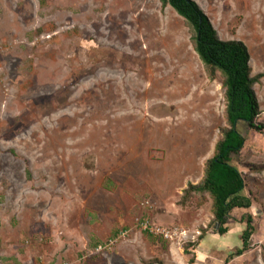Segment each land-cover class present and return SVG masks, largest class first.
<instances>
[{
  "label": "rangeland",
  "instance_id": "374dc122",
  "mask_svg": "<svg viewBox=\"0 0 264 264\" xmlns=\"http://www.w3.org/2000/svg\"><path fill=\"white\" fill-rule=\"evenodd\" d=\"M193 1L247 46L264 125V0ZM192 37L161 0H0V264H264V131L238 123L252 207L225 235L185 198L228 128Z\"/></svg>",
  "mask_w": 264,
  "mask_h": 264
},
{
  "label": "trees",
  "instance_id": "16d2710c",
  "mask_svg": "<svg viewBox=\"0 0 264 264\" xmlns=\"http://www.w3.org/2000/svg\"><path fill=\"white\" fill-rule=\"evenodd\" d=\"M163 8L171 7L186 21L192 32L194 49L199 55L209 77L214 80L217 72L224 78L223 88L227 101L226 118L228 128L216 148V153L207 163L201 185H190L185 198L193 193H207L213 200V212L218 233L228 232L226 225L236 209H250L252 201L242 193L245 180L232 165L245 147L246 138L238 130L240 122L251 129L264 131L257 123L262 112L254 87L261 80L252 75L251 57L247 46L241 41H222L208 17L193 0H161ZM253 235L252 218L243 234V247L235 253L242 255L248 248Z\"/></svg>",
  "mask_w": 264,
  "mask_h": 264
},
{
  "label": "built area",
  "instance_id": "2783aa9c",
  "mask_svg": "<svg viewBox=\"0 0 264 264\" xmlns=\"http://www.w3.org/2000/svg\"><path fill=\"white\" fill-rule=\"evenodd\" d=\"M143 230L146 232H149L151 234L159 235L163 234L165 238H171L170 234H167L166 232H163L160 228L155 226L154 224H151L150 222L146 221L142 224Z\"/></svg>",
  "mask_w": 264,
  "mask_h": 264
}]
</instances>
